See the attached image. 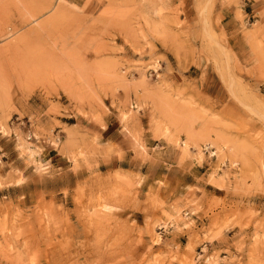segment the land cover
Here are the masks:
<instances>
[{"label":"rangeland","instance_id":"374dc122","mask_svg":"<svg viewBox=\"0 0 264 264\" xmlns=\"http://www.w3.org/2000/svg\"><path fill=\"white\" fill-rule=\"evenodd\" d=\"M112 123L203 175L102 174ZM0 152V264H264V0H0Z\"/></svg>","mask_w":264,"mask_h":264},{"label":"crops","instance_id":"0c3cea01","mask_svg":"<svg viewBox=\"0 0 264 264\" xmlns=\"http://www.w3.org/2000/svg\"><path fill=\"white\" fill-rule=\"evenodd\" d=\"M111 125V126H110ZM120 127L115 126L113 123L109 124L107 128L101 132L104 139H106V144H114L116 146H120L122 148L123 157L119 158L116 155L110 157L109 160L101 163V173L108 174L113 173L114 171H126L132 172L134 174H141L142 176V184L143 187H152L155 190L157 189L158 182H164L169 186L168 189H162L160 191V195L164 198H167L170 192L177 194L180 192L179 185L186 186L192 185L194 183V179L199 178L200 175H203L201 171L203 169L202 166L190 161L186 160L183 164L180 165L178 163V159L168 158L167 156L172 152L169 148L161 145L158 141H154L151 137L145 138L147 143V147L149 149L155 150L157 147H161L165 151L152 152V159L154 158L153 163H144L140 159L135 158L134 151L131 148L127 147L125 142L120 140L119 132ZM37 149H40L37 147ZM12 152H10L11 154ZM9 156V154L0 152V164L3 168L5 165H9L13 162V160H5V158ZM55 156H59V158H55ZM40 158L44 164H47L45 170H47V175L51 174L52 179L50 180L47 177V185L42 186V191L47 194L50 193H62L65 189H74L77 183L80 181V177L85 174L70 172L72 168L71 163H69V159H66L65 156L60 155L59 152L52 154L51 151L48 154H40ZM171 163V164H170ZM50 164V165H48ZM170 164L168 168L167 165ZM35 168H31L32 172H35ZM173 169V171H171ZM169 170V171H168ZM46 179V178H45ZM172 179H174L172 181ZM50 180L52 184H49ZM179 183V184H178ZM44 184V182H42ZM17 189V188H16ZM24 189L25 194H29V191ZM187 240V236H182L179 238V242L184 243L183 241Z\"/></svg>","mask_w":264,"mask_h":264},{"label":"built area","instance_id":"2783aa9c","mask_svg":"<svg viewBox=\"0 0 264 264\" xmlns=\"http://www.w3.org/2000/svg\"><path fill=\"white\" fill-rule=\"evenodd\" d=\"M209 149H211L209 146H206V147H204L203 148V152H204V154L205 155H208V156H211V157H214L215 155H214V152H212V155L210 154V151L211 150H209ZM213 150V149H212Z\"/></svg>","mask_w":264,"mask_h":264}]
</instances>
